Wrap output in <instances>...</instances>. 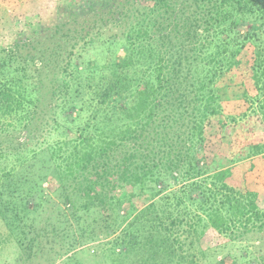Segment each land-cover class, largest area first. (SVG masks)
<instances>
[{
	"label": "trees",
	"instance_id": "1",
	"mask_svg": "<svg viewBox=\"0 0 264 264\" xmlns=\"http://www.w3.org/2000/svg\"><path fill=\"white\" fill-rule=\"evenodd\" d=\"M5 31L0 222L17 264H79L86 246L95 264H216L211 233L264 264V208L238 175L264 156V0H25Z\"/></svg>",
	"mask_w": 264,
	"mask_h": 264
},
{
	"label": "rangeland",
	"instance_id": "2",
	"mask_svg": "<svg viewBox=\"0 0 264 264\" xmlns=\"http://www.w3.org/2000/svg\"><path fill=\"white\" fill-rule=\"evenodd\" d=\"M24 1L25 0H0V12L4 10V13L10 15L19 5H22ZM27 7L34 8V4L27 3ZM14 30L21 31L19 26L18 28L15 27ZM13 37L14 35L11 36L8 31H5V34L0 35V44L9 42V40L12 41ZM221 101L224 111L227 114L238 111L242 104L240 95H238L236 90H233L230 94H224L221 97ZM221 141L223 143V140ZM212 144L220 145V141L214 139ZM238 172L240 177L245 178L248 187L258 193V205L260 208H264V156H259L253 160H247L238 164ZM45 186L52 188L54 182ZM203 243L211 248H215V251L219 254L216 264H236L241 255L239 245H230L224 239L216 237V235L212 233L204 239ZM17 255L18 249L16 245L8 237L4 226L0 222V264H17ZM76 260L79 264H95V258L88 246L77 252ZM205 263H207V260Z\"/></svg>",
	"mask_w": 264,
	"mask_h": 264
}]
</instances>
